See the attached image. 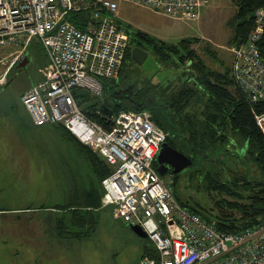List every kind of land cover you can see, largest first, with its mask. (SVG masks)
I'll list each match as a JSON object with an SVG mask.
<instances>
[{
	"label": "built area",
	"instance_id": "obj_1",
	"mask_svg": "<svg viewBox=\"0 0 264 264\" xmlns=\"http://www.w3.org/2000/svg\"><path fill=\"white\" fill-rule=\"evenodd\" d=\"M121 1L0 0V45L19 47L0 73V84L27 49L43 45L48 56L44 77L24 92V106L37 126L64 125L113 167L103 179L102 206L112 205L116 219L140 224L158 252L144 254L136 264H264V223L229 232L182 204L173 172L158 170L156 158L170 133L151 111L121 109L107 128L82 109L79 91L102 97L104 81L119 78L125 62L131 37L117 17ZM125 1L190 19L208 0ZM78 17L87 29L79 26ZM254 22L234 47L233 67L243 90L254 101H264L259 46L264 6L255 11ZM255 117L264 134V113L255 111Z\"/></svg>",
	"mask_w": 264,
	"mask_h": 264
},
{
	"label": "rangeland",
	"instance_id": "obj_2",
	"mask_svg": "<svg viewBox=\"0 0 264 264\" xmlns=\"http://www.w3.org/2000/svg\"><path fill=\"white\" fill-rule=\"evenodd\" d=\"M238 9L237 0H208L192 18L178 19L148 6L125 0L120 2L117 17L123 26L141 29L169 43H178L182 38L192 40L191 46L184 43L175 48L186 51L185 55L174 54L172 59L162 62L148 50L145 61L135 63L139 80L153 87L155 103L163 98L162 89L182 85L181 73L190 70L185 67L196 61L194 55L216 70L230 68L233 73ZM40 46L44 49L42 44ZM18 50L19 47L0 45L1 73L7 68L6 64H11ZM41 54L37 70L21 74L16 82L13 80L9 87L0 90V264H127L131 262L129 254L134 249L133 243L126 241L131 231L114 218L112 205L104 207L98 227L93 228L86 238L70 239L58 234L60 214H66L68 210L58 204L69 201L63 199V180L67 170L63 160L73 170L80 167L87 172L88 168L71 146L74 145L73 139L63 137L62 127L35 126L24 106V92L44 77L42 69L47 65L48 56L45 54L47 61L44 63ZM3 56L7 58L2 59ZM80 104L83 107L87 101ZM241 145L240 140L229 141L226 148L230 151L223 149L199 160L197 165L193 161V165L177 178L176 190L180 199L207 209L215 206L211 209L213 212L218 211L216 199H248L249 190L241 187V181L240 191L236 194L221 193L218 188L207 189L210 179L207 174L213 175L220 183H232L237 177L245 181H249V177L264 179L247 154L240 157L235 152ZM223 153L226 154L225 162L219 160L224 157ZM230 186L231 190H236ZM27 206L42 207L38 213H32L23 210Z\"/></svg>",
	"mask_w": 264,
	"mask_h": 264
},
{
	"label": "trees",
	"instance_id": "obj_3",
	"mask_svg": "<svg viewBox=\"0 0 264 264\" xmlns=\"http://www.w3.org/2000/svg\"><path fill=\"white\" fill-rule=\"evenodd\" d=\"M237 4L239 20L235 30L239 40L245 39L253 28L255 11L260 6H264V0H237ZM77 23L81 28L87 29L86 23L81 18L77 20ZM125 28L131 37V45L128 47L119 79L104 81L105 89L102 97L94 96L86 90H81L77 94L79 103L87 101V105L83 104L82 107L86 114L108 128L112 119L101 113L100 105L103 103L107 104L114 113L121 109L149 110L155 122L170 133L167 141L190 155L196 165L199 164V160L216 155L223 149L230 151L226 148L229 141L240 140L243 145L235 152L241 155L240 157L247 154L264 176V134L255 117V111L264 113V101H254L243 90L236 79L234 70L233 73L230 68L223 71L216 70L198 55H194L196 61L188 65L189 67H185L190 70L187 73L183 70L181 73L182 85L179 88L173 85V87L168 86L162 89L163 98L154 103L153 87L148 83H142L136 75L137 65L131 57L132 49L141 45L152 51L159 61L165 62L172 59L174 54L185 55L186 51H177L175 48L184 43L191 46L192 40L182 38L178 43H169L141 29L131 26ZM259 46L264 55V34L259 41ZM35 47H38L40 52H44L40 45L37 44ZM6 84L7 82L0 84V90L6 88ZM151 97L152 101H150ZM32 122L37 126L33 120ZM46 125L62 127L63 137L68 139L70 136L73 139L74 145L71 144V146L79 153V157L84 160L88 168L87 172L82 171L80 167L73 170L68 167L69 163L63 160L64 165L67 166L66 177L63 180L65 188H62L65 197L63 199H69V201L58 204L61 205L60 208L67 207L68 210L66 214H60L61 221L57 229L60 237L86 238L93 228L96 229L99 225L101 217L98 211L101 209L105 192L103 179L112 172L113 167L64 125ZM223 156L219 159L221 162H225L226 154L223 153ZM53 170L56 172L55 168ZM173 174L175 192L180 199L176 190L180 173ZM206 177L210 178L207 189L211 191L218 188V192L221 193H238L241 181V187L245 191L249 190V195L246 196L248 199L215 198L217 212L212 211L216 208L215 206L211 208L212 210L209 208L208 210L199 204L191 205L190 201L181 199L182 204L201 214L205 219L214 221L219 229L229 232H241L248 227L264 223V179L249 177V181H245L242 177H237L232 183H220L219 180L214 179L213 175L207 174ZM230 185L233 189L236 188V192L231 190ZM240 197L245 196L240 195ZM144 252L150 256L158 255L154 245L145 246Z\"/></svg>",
	"mask_w": 264,
	"mask_h": 264
},
{
	"label": "water",
	"instance_id": "obj_4",
	"mask_svg": "<svg viewBox=\"0 0 264 264\" xmlns=\"http://www.w3.org/2000/svg\"><path fill=\"white\" fill-rule=\"evenodd\" d=\"M241 38L238 40L239 45ZM149 51L135 46L132 49L131 57L136 64H142L148 56ZM24 63V62H23ZM101 113L108 117H111L114 111L105 103L100 105ZM158 164V170L161 174L166 173L172 168L173 173H180L186 168H190L193 165V159L186 152L179 148L174 147L169 141H165L156 158ZM129 227L135 231L139 236L148 238V233L140 224L128 223Z\"/></svg>",
	"mask_w": 264,
	"mask_h": 264
},
{
	"label": "crops",
	"instance_id": "obj_5",
	"mask_svg": "<svg viewBox=\"0 0 264 264\" xmlns=\"http://www.w3.org/2000/svg\"><path fill=\"white\" fill-rule=\"evenodd\" d=\"M34 46H37V44ZM40 54H41V52L39 53V56H40ZM45 54H46L45 52H43L41 54V58L43 59L44 63L47 61V57H46L47 54L46 55ZM44 63H42V64H44ZM41 207L42 206H39V207L27 206V207L23 208V210H26V211L30 210V211H32V213H34V212L38 213V211L41 210ZM101 208L102 209H100L98 212L100 217H101V212L104 210L103 206H101ZM54 210L56 211V208ZM116 220L121 221L131 231V235L129 237H127L126 241L128 243H130V242L133 243L134 249H132L130 254H129V256H131V262H127V264H136L138 262V260L140 259V257L145 254V252H144L145 246H153L152 241L149 240L148 238H144V237L139 236L135 231H133L129 227L128 223H126L120 219H116ZM51 263L52 262H50L49 264H51Z\"/></svg>",
	"mask_w": 264,
	"mask_h": 264
},
{
	"label": "flooded vegetation",
	"instance_id": "obj_6",
	"mask_svg": "<svg viewBox=\"0 0 264 264\" xmlns=\"http://www.w3.org/2000/svg\"><path fill=\"white\" fill-rule=\"evenodd\" d=\"M39 61H40V56H39V48L38 47L33 46L30 49L26 50L24 52V55L22 56V58L20 60L16 61L11 66L10 72L8 75L7 84L5 87L6 88L9 87V84L13 80H15V82H16L21 74H24V73L28 74L32 69L37 70V68L39 66ZM15 84H13V86ZM154 103H155V101H154ZM176 148H178V147H176ZM168 171H172V168H170Z\"/></svg>",
	"mask_w": 264,
	"mask_h": 264
},
{
	"label": "clouds",
	"instance_id": "obj_7",
	"mask_svg": "<svg viewBox=\"0 0 264 264\" xmlns=\"http://www.w3.org/2000/svg\"><path fill=\"white\" fill-rule=\"evenodd\" d=\"M242 40V39H241Z\"/></svg>",
	"mask_w": 264,
	"mask_h": 264
}]
</instances>
